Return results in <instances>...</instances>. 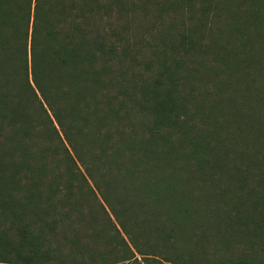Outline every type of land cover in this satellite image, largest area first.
<instances>
[{"label": "trees", "instance_id": "obj_1", "mask_svg": "<svg viewBox=\"0 0 264 264\" xmlns=\"http://www.w3.org/2000/svg\"><path fill=\"white\" fill-rule=\"evenodd\" d=\"M235 218L264 225V0H0V264H264L189 258Z\"/></svg>", "mask_w": 264, "mask_h": 264}, {"label": "rangeland", "instance_id": "obj_2", "mask_svg": "<svg viewBox=\"0 0 264 264\" xmlns=\"http://www.w3.org/2000/svg\"><path fill=\"white\" fill-rule=\"evenodd\" d=\"M195 233L197 238H193L190 244L194 254L189 256L190 259L191 257L194 258L193 260L202 259L203 262L246 259L255 263H264V225L259 228L254 223L235 218L210 224L201 234L199 229ZM138 258L141 259L142 264H171L161 258L147 260L140 256ZM109 261H113L110 264L131 263V261H118L113 257H110Z\"/></svg>", "mask_w": 264, "mask_h": 264}]
</instances>
